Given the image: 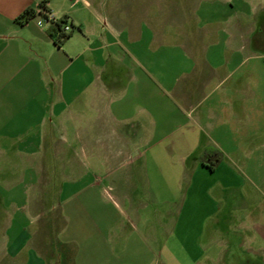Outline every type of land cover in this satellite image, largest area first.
Instances as JSON below:
<instances>
[{"label":"crops","instance_id":"crops-1","mask_svg":"<svg viewBox=\"0 0 264 264\" xmlns=\"http://www.w3.org/2000/svg\"><path fill=\"white\" fill-rule=\"evenodd\" d=\"M43 1L0 0V264H264L230 189L264 165V0Z\"/></svg>","mask_w":264,"mask_h":264},{"label":"rangeland","instance_id":"rangeland-1","mask_svg":"<svg viewBox=\"0 0 264 264\" xmlns=\"http://www.w3.org/2000/svg\"><path fill=\"white\" fill-rule=\"evenodd\" d=\"M234 169L237 179L230 189L249 193V200L244 204L249 208L264 209V165H238Z\"/></svg>","mask_w":264,"mask_h":264},{"label":"trees","instance_id":"trees-1","mask_svg":"<svg viewBox=\"0 0 264 264\" xmlns=\"http://www.w3.org/2000/svg\"><path fill=\"white\" fill-rule=\"evenodd\" d=\"M49 0H44L41 2V6L44 5ZM35 12L33 10H25L17 19V22L21 25L27 23L33 18ZM66 23L65 19H58V21L51 23L48 28V35L53 40V42L59 47L63 42L69 38V34L63 33V25ZM221 154L215 150H207L202 156V163L210 171H214L217 165L221 162Z\"/></svg>","mask_w":264,"mask_h":264},{"label":"built area","instance_id":"built-area-1","mask_svg":"<svg viewBox=\"0 0 264 264\" xmlns=\"http://www.w3.org/2000/svg\"><path fill=\"white\" fill-rule=\"evenodd\" d=\"M58 21V19H56V17L53 14H44L43 16L40 17L39 21H38V25L42 26L46 23H54ZM63 33L64 34H69L72 31V28L70 27V25L66 22L63 25Z\"/></svg>","mask_w":264,"mask_h":264}]
</instances>
